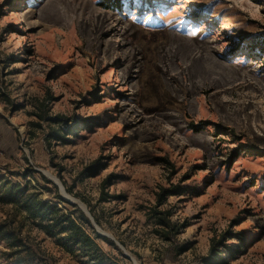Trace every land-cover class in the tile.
I'll return each instance as SVG.
<instances>
[{"label":"rangeland","instance_id":"374dc122","mask_svg":"<svg viewBox=\"0 0 264 264\" xmlns=\"http://www.w3.org/2000/svg\"><path fill=\"white\" fill-rule=\"evenodd\" d=\"M103 4L0 0V182L99 236L0 186V264H264V0Z\"/></svg>","mask_w":264,"mask_h":264},{"label":"trees","instance_id":"16d2710c","mask_svg":"<svg viewBox=\"0 0 264 264\" xmlns=\"http://www.w3.org/2000/svg\"><path fill=\"white\" fill-rule=\"evenodd\" d=\"M121 0H103V5L107 7H116L119 5ZM32 172V170L30 169ZM42 179L49 183V180L42 176ZM1 188L8 192L7 201L11 203H19L20 208H23L26 212L27 218L35 221V225L43 233L49 236H57L63 241L64 245H71V247H78L80 250L84 251L86 249H92L93 251H99V247L95 243V238H99L98 235L93 236L87 231L90 227L89 220L82 213L78 212L75 216L73 212L62 211L57 208L54 204L45 202L43 200L32 201L31 199H23L24 189L18 184H11L6 186L5 182H0ZM54 188L55 185L53 186ZM56 197L63 201L61 196L55 194ZM153 218L159 226L164 229L159 232L163 239H169V234H175L177 227L167 221L165 214L161 212H152ZM56 230V231H55ZM54 231V232H53ZM62 235V236H61ZM239 241H242L239 234L236 233L234 236ZM215 245V244H214ZM213 245L214 253L211 254L210 260L214 263H221L219 249ZM218 245L224 247V252L231 250L228 246L219 242ZM69 248V246H67Z\"/></svg>","mask_w":264,"mask_h":264},{"label":"water","instance_id":"95a60500","mask_svg":"<svg viewBox=\"0 0 264 264\" xmlns=\"http://www.w3.org/2000/svg\"><path fill=\"white\" fill-rule=\"evenodd\" d=\"M53 182L55 185H57L59 187V190H61V192L63 193L64 191H63L62 187L56 181H53Z\"/></svg>","mask_w":264,"mask_h":264},{"label":"bare ground","instance_id":"6f19581e","mask_svg":"<svg viewBox=\"0 0 264 264\" xmlns=\"http://www.w3.org/2000/svg\"><path fill=\"white\" fill-rule=\"evenodd\" d=\"M125 31V30H124ZM126 32V31H125ZM133 55V54H132ZM132 57V56H131ZM135 58V57H134ZM135 60V59H133ZM135 63V62H134ZM133 64V63H132ZM131 65V64H130ZM133 66V65H132ZM138 68V67H137ZM126 69V68H125ZM131 69V68H130ZM138 71V70H137ZM124 73V72H123ZM127 73V72H126ZM130 73V72H129ZM126 75V74H125ZM130 77V76H129Z\"/></svg>","mask_w":264,"mask_h":264}]
</instances>
